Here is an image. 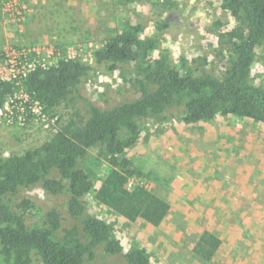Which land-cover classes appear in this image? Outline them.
Returning <instances> with one entry per match:
<instances>
[{"label": "trees", "instance_id": "1", "mask_svg": "<svg viewBox=\"0 0 264 264\" xmlns=\"http://www.w3.org/2000/svg\"><path fill=\"white\" fill-rule=\"evenodd\" d=\"M118 1L127 6L140 0ZM213 1L237 22L232 30L217 33V55L225 61L219 76L204 70V60L172 63L165 52L158 53V38L145 37L144 27L136 24L104 39L92 65L60 58L56 67L28 74L19 87L0 77V111L23 91L49 120L57 117L55 132L39 146L22 154L0 152V264H97L102 255L120 257L123 264H151L144 248L124 253L113 227L88 214L84 202L92 195L131 223L158 228L165 221L169 203L146 186L148 175L126 157L140 139L143 122H164L175 112L188 125L231 116L264 127V86L255 85L251 76L256 50L264 48V0ZM95 67L120 71L131 97L109 109L83 100L79 88ZM82 100L84 115L76 107ZM61 107L73 108L67 119L58 115ZM34 187L66 198L70 227H63L64 217L56 209L28 224L27 215L40 211L30 200L17 198ZM220 246L217 236L203 231L192 252L210 262Z\"/></svg>", "mask_w": 264, "mask_h": 264}, {"label": "rangeland", "instance_id": "2", "mask_svg": "<svg viewBox=\"0 0 264 264\" xmlns=\"http://www.w3.org/2000/svg\"><path fill=\"white\" fill-rule=\"evenodd\" d=\"M29 10L20 25L5 24L1 15L0 55L10 47L35 48L41 50L42 58L49 53L54 67L69 54L92 65L93 53L104 39L128 25L140 24L145 37L158 38V53L165 52L172 63L178 58L198 63L204 60V70L219 76L225 61L217 55V33L237 26L213 0H140L127 6L118 0H37ZM251 76L255 85L264 86L262 47L256 50ZM126 79L118 70L95 67L79 92L83 100L109 109L131 97ZM83 100L76 106L82 115L86 112ZM24 104L20 99L11 104L8 101L0 113L3 156L37 147L56 130L57 117L49 120L40 106L23 111ZM72 112V107L58 109L64 119ZM29 113L33 118L27 120ZM126 157L148 175L146 186L153 187L171 210L161 226L153 228L110 212L92 195L85 197L88 214L113 227L124 253L144 248L151 264H264L262 125L231 116L188 125L171 112L167 121L143 122L140 139ZM22 198L40 211L27 215L28 224L39 222L42 214L56 209L64 217L63 227L72 225L65 215L66 198L50 197L40 187L22 191L17 201ZM203 231L221 241L210 262L199 260L192 252ZM96 262L123 264L120 257L103 255Z\"/></svg>", "mask_w": 264, "mask_h": 264}, {"label": "built area", "instance_id": "3", "mask_svg": "<svg viewBox=\"0 0 264 264\" xmlns=\"http://www.w3.org/2000/svg\"><path fill=\"white\" fill-rule=\"evenodd\" d=\"M1 15L3 17V21L7 25H20L24 21V17L30 14V7L35 6L37 4V0H28L26 2H19V0H8L1 1ZM51 53V52H50ZM56 54V53H55ZM54 53L51 55L54 56ZM41 50L32 48V49H14L7 48L3 54V57L0 61V77L2 80L9 81L15 83L16 86H20V81L25 78L28 74L34 72L37 68L40 69H49L54 67V63L50 61L49 53L46 58L41 57ZM77 59L75 55H70L66 58V60H74ZM58 63V62H57ZM56 63V66H57ZM55 66V67H56ZM1 71L6 74V76H2ZM20 98H17V96ZM20 99V101H24L23 111H30L31 107H39L38 103L35 102L32 98L26 95L23 91H19L8 101H16ZM7 101V102H8ZM6 107V106H5ZM4 107V109H5ZM29 107V108H28ZM33 111V109H31ZM3 111V110H2ZM0 111V113L2 112ZM22 111V112H23ZM34 113V112H33Z\"/></svg>", "mask_w": 264, "mask_h": 264}]
</instances>
